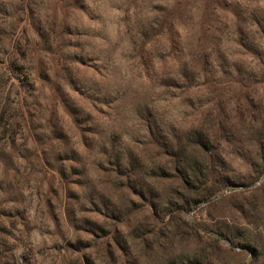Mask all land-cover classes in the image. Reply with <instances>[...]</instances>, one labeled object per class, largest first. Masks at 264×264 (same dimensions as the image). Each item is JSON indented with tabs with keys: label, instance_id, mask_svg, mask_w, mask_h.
I'll list each match as a JSON object with an SVG mask.
<instances>
[{
	"label": "rangeland",
	"instance_id": "374dc122",
	"mask_svg": "<svg viewBox=\"0 0 264 264\" xmlns=\"http://www.w3.org/2000/svg\"><path fill=\"white\" fill-rule=\"evenodd\" d=\"M0 264H264V0H0Z\"/></svg>",
	"mask_w": 264,
	"mask_h": 264
}]
</instances>
